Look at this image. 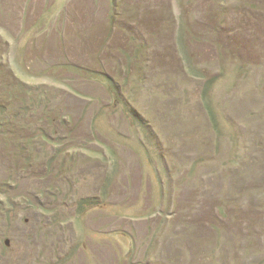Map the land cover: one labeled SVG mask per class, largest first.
<instances>
[{
    "label": "rangeland",
    "instance_id": "rangeland-1",
    "mask_svg": "<svg viewBox=\"0 0 264 264\" xmlns=\"http://www.w3.org/2000/svg\"><path fill=\"white\" fill-rule=\"evenodd\" d=\"M0 264H264V0H0Z\"/></svg>",
    "mask_w": 264,
    "mask_h": 264
}]
</instances>
